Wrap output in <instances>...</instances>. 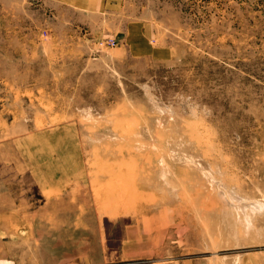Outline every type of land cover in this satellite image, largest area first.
<instances>
[{
  "label": "rangeland",
  "instance_id": "1",
  "mask_svg": "<svg viewBox=\"0 0 264 264\" xmlns=\"http://www.w3.org/2000/svg\"><path fill=\"white\" fill-rule=\"evenodd\" d=\"M0 185L36 206L18 264H264L226 201L264 203V0H0Z\"/></svg>",
  "mask_w": 264,
  "mask_h": 264
},
{
  "label": "crops",
  "instance_id": "2",
  "mask_svg": "<svg viewBox=\"0 0 264 264\" xmlns=\"http://www.w3.org/2000/svg\"><path fill=\"white\" fill-rule=\"evenodd\" d=\"M57 1V0H56ZM70 7L79 8L81 10L90 11L94 13H100L104 10L105 6L108 4L115 5L119 3L120 0H59ZM18 177V172L16 171L14 175L10 176L11 181L16 180ZM1 187V185H0ZM15 192V196H14ZM11 195L4 196V192L0 190V264H18L19 262L34 261V258L39 261L40 257V247H39V233L37 229V213L36 206L34 207L32 213L30 211L31 204L30 198L28 201L24 199V205L22 206V200L19 196V191H14L13 189L9 192ZM62 193V191L60 192ZM7 195V194H6ZM61 199L60 196L52 193L48 200ZM26 202L28 203V213L26 212ZM23 209V210H22ZM23 211V212H22ZM77 227L82 230H88V224L100 225V219L95 215L91 216L89 219L81 212L77 215ZM101 228V227H100ZM91 228H89L90 230ZM95 232V230H93ZM92 231V232H93ZM102 234V229L101 232ZM155 236L154 234L152 235ZM151 238V236H149ZM149 245H152L151 239ZM163 239L160 235V240ZM147 241V240H146ZM164 244L162 242L161 245ZM166 244V243H165ZM99 246V245H98ZM104 250L102 253H98L96 256L92 253L89 258L82 259V264H110L109 258L106 253L105 244L102 243ZM160 246V248H161ZM162 256V254H160ZM117 264V263H112ZM147 264H170L168 256L164 254L159 260L150 261ZM171 264H181L178 259L171 261ZM186 264H211L209 260L206 261H194L191 260Z\"/></svg>",
  "mask_w": 264,
  "mask_h": 264
},
{
  "label": "bare ground",
  "instance_id": "3",
  "mask_svg": "<svg viewBox=\"0 0 264 264\" xmlns=\"http://www.w3.org/2000/svg\"><path fill=\"white\" fill-rule=\"evenodd\" d=\"M233 193H231V194H233ZM238 195H240V194H238ZM238 195L234 194V195H232L231 198L229 197L230 199L226 198L227 199L226 201L228 204L234 205L236 207H239L241 210H243L244 214H245V218L247 219V221H251L252 217H254V215H252V213H255L256 211H260V212L264 211V203H261L257 200H252V199L249 200L248 198L245 199V197H243V196L240 197ZM243 199H245V200H243ZM249 212H251V213H249Z\"/></svg>",
  "mask_w": 264,
  "mask_h": 264
}]
</instances>
